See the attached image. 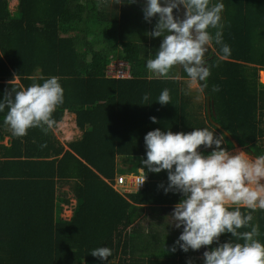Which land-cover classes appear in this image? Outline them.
Segmentation results:
<instances>
[{
	"label": "trees",
	"instance_id": "16d2710c",
	"mask_svg": "<svg viewBox=\"0 0 264 264\" xmlns=\"http://www.w3.org/2000/svg\"><path fill=\"white\" fill-rule=\"evenodd\" d=\"M222 2V40L230 54L223 55L221 45L209 46L207 87L199 84L194 93L182 66L172 69L170 79L148 78L146 61L162 37L146 34L159 14L146 20L145 0H18L15 10L10 0H0V99L12 84L42 83L52 75L64 88V103L53 113L56 125L48 131L34 127L16 137L0 113V264H158L165 255L172 262L181 255L184 264L182 256L195 253L178 245L171 253L182 227L176 238L162 240L171 234L166 210L182 194L165 192L168 170L147 172L141 161L144 137L156 128L175 133L208 127L223 133L222 147L235 148L210 120L208 96L213 119L251 154H264V0ZM114 59L130 65V77L107 76ZM164 88L171 99L162 105L156 101ZM145 93L152 104L143 101ZM66 113L75 115L80 131L68 148L54 133ZM120 171H142L144 187L121 193L114 187ZM70 195L76 204L65 218ZM241 211L253 219L239 231L256 226L264 242V209ZM231 239L236 240L222 233L219 243ZM100 246L112 249L107 260L91 254Z\"/></svg>",
	"mask_w": 264,
	"mask_h": 264
},
{
	"label": "clouds",
	"instance_id": "9594fccd",
	"mask_svg": "<svg viewBox=\"0 0 264 264\" xmlns=\"http://www.w3.org/2000/svg\"><path fill=\"white\" fill-rule=\"evenodd\" d=\"M124 2L114 0L118 4ZM180 5L186 9L183 18L173 14ZM224 7L222 0L215 3L212 0H165L163 4L161 0H145V19L150 21L159 14L154 29L146 34L152 38L162 37L154 56L146 61L148 78L155 75L170 79L172 69L182 66L190 86L207 87L210 71L205 54L209 46L221 45L222 54H230V47L222 40ZM210 29L216 31L213 33ZM16 79L17 76L10 83ZM41 79L42 83L28 86L12 84V89L0 99V113H5L3 123L16 137L25 136L30 128L48 131L56 125L53 113L64 103V88L58 76ZM170 99L169 89L164 88L156 102L163 105ZM143 101L152 104L147 93ZM150 119L157 122L155 116ZM144 142L143 167L155 173L168 170L165 192L182 194L168 217L176 228L182 227L171 250L176 251L178 245L188 252L216 241L218 246L204 251L203 264H264V242L257 238L258 228L251 226L250 231H239L253 219L251 212L242 213V208L264 209V154L255 158L243 150L233 154L222 147L223 133L217 134L208 127L175 133L156 128L147 132ZM201 146L211 151L206 154L200 150ZM222 233H231L236 240L219 243ZM91 254L107 260L112 249L100 246L92 249Z\"/></svg>",
	"mask_w": 264,
	"mask_h": 264
},
{
	"label": "rangeland",
	"instance_id": "374dc122",
	"mask_svg": "<svg viewBox=\"0 0 264 264\" xmlns=\"http://www.w3.org/2000/svg\"><path fill=\"white\" fill-rule=\"evenodd\" d=\"M161 2H162V4L165 2V0H161ZM17 3H18V0H10V7H11V9L12 10H15V8H16V5H17ZM111 6H113V3L112 4H110ZM138 13V12H137ZM210 47H212V45H210ZM261 72H263L264 73V70H262V71H260V80L264 83V80L262 79V74H261ZM186 84V86L188 87V89L190 90V91H192V92H197V90H199L200 89V87H199V84H196V85H191L190 86V84H189V82H188V79H186V82H185ZM54 133H55V136L58 138V139H60V141L62 142V143H64L65 145H66V148H67V143L69 142V141H71L72 139H74L75 137H77L79 134H80V131H79V129L76 127V123H75V118H73V116L72 115H69V117L68 118H65L64 119V121H62L60 124H58V126L57 127H55V129H54ZM7 140L8 139H6L5 140V142H7ZM262 142V144L264 145V139L261 141ZM241 150H243V151H246V152H248V155L250 156V157H252V158H255V156L253 155V154H251L250 152H249V148L248 147H244V146H235V148H233L232 150H231V152L233 153V154H235L237 151H241ZM127 173H129V172H127ZM131 174H133L132 172H130ZM67 190H68V188H67ZM71 196V203L70 204H66L65 206H64V210L62 211V216L63 217H65V218H70L71 216H72V213H73V208H74V205L76 204V199L73 197V195H70ZM173 209H174V207H173ZM173 209H167L166 211L168 212V216H167V223L171 226V231H170V233L172 234H167L166 236H165V239H168V240H171V239H173L175 236H176V227L174 226V223H170V220H169V214H171L172 212H170V211H173ZM170 210V211H169ZM148 212H149V210L146 208V211H145V213H146V216H145V221H146V224L148 223V222H150L151 221V219H150V217H149V214H148ZM150 246H152V244H149ZM147 245H145V247H146Z\"/></svg>",
	"mask_w": 264,
	"mask_h": 264
},
{
	"label": "built area",
	"instance_id": "2783aa9c",
	"mask_svg": "<svg viewBox=\"0 0 264 264\" xmlns=\"http://www.w3.org/2000/svg\"><path fill=\"white\" fill-rule=\"evenodd\" d=\"M106 74L108 77L126 78L131 76L130 65L122 59H114L107 67ZM143 173L133 174L120 173L116 177L115 187L121 193L137 191L144 187L147 178ZM144 180V182H143Z\"/></svg>",
	"mask_w": 264,
	"mask_h": 264
},
{
	"label": "crops",
	"instance_id": "0c3cea01",
	"mask_svg": "<svg viewBox=\"0 0 264 264\" xmlns=\"http://www.w3.org/2000/svg\"><path fill=\"white\" fill-rule=\"evenodd\" d=\"M186 11V9L184 8V6L183 5H180V7L178 8V9H174L173 10V14H174V16H176V17H179V18H183V16H184V12ZM69 115H72L73 116V118H75V115L74 114H71V113H66V115H65V117H64V119L65 118H68L69 117ZM64 119H63V121H64ZM62 122V121H61ZM60 122V123H61ZM59 123V124H60ZM76 123V122H75ZM77 127V126H76ZM55 129V128H54ZM67 148H68V146H67ZM127 172H129L128 174H131L130 173V171H125V172H119L118 174H120V173H127ZM133 173V172H132ZM141 173H143L142 171H141ZM116 179V178H115ZM116 181V180H115ZM114 187H115V184H114ZM116 188V187H115ZM118 190V189H117ZM119 191V190H118ZM64 206L66 205V204H63ZM75 206V205H74ZM170 215V214H169ZM169 225V224H168ZM170 226V225H169ZM170 229H171V226H170ZM176 235H177V233H178V229H176ZM174 238H176V236L174 237ZM173 238V239H174ZM162 240L164 241V240H167V239H165L164 237H162ZM210 249V247L207 245V246H202L200 249H198V250H192V251H194L195 253H193V254H185V255H183L182 257L184 258V264H188V262L191 260L192 261V264H203V260H204V258H203V253H204V251L205 250H209ZM157 252V251H156ZM171 253H174L173 251H171ZM166 256V255H165ZM165 256H163V257H159V258H157V263L158 264H175V263H177V264H181V262L179 263V259H180V257H181V255H177L176 256V258L173 260V262H172V258H170V257H165ZM145 259H148V258H145ZM175 262V263H174Z\"/></svg>",
	"mask_w": 264,
	"mask_h": 264
},
{
	"label": "water",
	"instance_id": "95a60500",
	"mask_svg": "<svg viewBox=\"0 0 264 264\" xmlns=\"http://www.w3.org/2000/svg\"><path fill=\"white\" fill-rule=\"evenodd\" d=\"M207 112H208L209 118L213 122V124H215L219 129H221L233 141L235 146H240V144L236 140V138H234V136L228 130H226L220 123L216 122L213 119V116H212V102H211V98L209 96L207 97Z\"/></svg>",
	"mask_w": 264,
	"mask_h": 264
},
{
	"label": "bare ground",
	"instance_id": "6f19581e",
	"mask_svg": "<svg viewBox=\"0 0 264 264\" xmlns=\"http://www.w3.org/2000/svg\"><path fill=\"white\" fill-rule=\"evenodd\" d=\"M261 74H262V79L264 80V73H263V72H261Z\"/></svg>",
	"mask_w": 264,
	"mask_h": 264
}]
</instances>
